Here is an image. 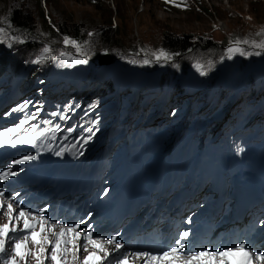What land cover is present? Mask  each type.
<instances>
[{"label":"rangeland","instance_id":"1","mask_svg":"<svg viewBox=\"0 0 264 264\" xmlns=\"http://www.w3.org/2000/svg\"><path fill=\"white\" fill-rule=\"evenodd\" d=\"M15 9H19L31 17L34 32L46 28V24L52 28L54 25L61 26L66 23L71 27L79 25L81 33L86 36L85 47L78 43L79 38H69L79 45L78 49L80 51L78 57L76 54L71 57L69 53H65V55H61V53L67 52L65 48L73 49L76 46L65 44L64 40L68 38V35L59 34L61 41L57 44L59 46L56 47L58 50L50 52L46 58V67L51 68V75H46L45 71L41 69V73L38 74L42 77L41 81L38 79H35L33 83L26 81L24 92L30 98L31 105L34 103L35 97L39 95L42 97V104L47 103L51 98H57L66 102H75L74 108L79 110L81 104L96 92L98 86L93 79H86V83H81V85L79 83L83 82L85 75L92 76L98 72L96 68H92L91 59L87 63L77 62L83 60L85 55L92 59L95 58L94 63L97 64L104 57H94L99 52L106 54V56L109 55L108 58H114L115 64L108 66L113 68L111 71L114 73L111 79L114 84L118 88H137L138 86L142 87L143 83L133 81L130 75H134L132 72L133 67L139 70L138 58L147 55L152 56L158 62L157 56L164 52L166 55L170 54V59L179 61L172 58L171 54L175 50L165 44L167 38L181 39L184 36H191V38H188L196 42L198 46L211 41L216 51H219V45L215 41L228 39L234 34L233 41L228 40L229 45L227 47H238L244 50L245 53L243 55L245 56L244 61L238 64L237 67V78L240 79L244 75V83L257 86L260 95H252V100H264L262 98L264 95V81L261 80V73L264 71V56L261 54L255 55L258 52L255 50H262L264 53V48L258 47V45L264 44V0H0V28L3 29L0 32L1 41L5 37L8 40L7 17ZM112 9L114 12H112ZM113 18H116L117 29L113 28ZM214 25H217L219 29L216 30ZM65 27L67 28V26ZM108 27L111 31H106ZM101 32L103 33L101 34ZM107 32L108 35L113 36L114 43L112 45H100L102 43L101 39H105L104 35H107ZM12 35L15 37L11 41L12 44L18 38L20 40L31 38L23 33H20V36H15L16 33L12 32ZM243 41H248V43ZM46 47L49 48L48 45ZM133 47H138L136 52H134ZM7 48L9 49V47ZM106 49L112 50L106 53L104 52ZM3 50V47L0 46V71L6 72L7 76H3L5 73H1L0 77H3L0 82L5 79L18 78L14 76H24L29 64L34 60H25L24 56L27 55L18 49L14 52H21L24 55L20 56V59L16 56L7 57L8 53H3ZM247 53L252 54L248 55ZM233 54L240 53L234 52ZM211 57L217 61L221 57V53L218 52L211 55ZM159 61L163 66L155 68L146 75L145 83H148L151 87H160L163 84H182L181 75L183 72L188 75L192 74V72H189L192 68V63L189 60L182 61L187 62L185 64H180V62L169 63L161 57ZM12 66H18L19 70L15 72L10 69ZM218 66L211 67L215 69ZM38 67L39 64L35 69ZM120 69L124 70L122 75L119 73ZM61 72L66 73L61 76ZM60 78L66 79L65 82L58 83ZM71 80H73V83L70 82ZM198 80L200 83L207 82L208 92L199 98V102L202 110H204L202 113L208 112L207 117L210 119L215 110L217 112L223 107H218V98L220 93H222L221 95L227 94L226 87H224L226 84L217 78L205 79V77L200 76ZM201 91L198 90V92ZM155 94L148 92L144 101L150 103V107L146 110L149 121L144 125L167 127L168 131H172L183 118L189 101L186 99L183 106L179 103L178 108L172 114L166 116L162 114L166 96L155 97ZM208 94H215L214 99L211 98L213 103L210 105L206 102ZM162 96L164 98L159 101ZM171 96L173 95H169V97ZM239 96H241L240 92L232 94L229 99L222 102L223 105L227 104L224 112H228L232 106V97L239 98ZM104 103L109 105L113 104V101L109 97ZM240 108L245 113L237 115L233 112L229 114V119L242 121L253 113V110L246 103ZM124 109H126V105ZM100 110L101 106L99 105V109L94 112V119L100 123L101 130H103L114 117V113L112 115L111 110V112L104 114ZM255 115L259 117L258 112ZM141 116L138 117L137 114L136 117L130 118L127 116V110L125 112L123 110L120 124H124L125 119H133V124L137 125V120L142 121ZM177 116L179 118L175 119ZM241 117L242 119H240Z\"/></svg>","mask_w":264,"mask_h":264},{"label":"trees","instance_id":"2","mask_svg":"<svg viewBox=\"0 0 264 264\" xmlns=\"http://www.w3.org/2000/svg\"><path fill=\"white\" fill-rule=\"evenodd\" d=\"M117 8V7H116ZM118 10V9H117ZM112 12L114 10L112 9ZM225 12V8H224ZM10 21V22H9ZM33 22L31 20V17L27 14H25L23 11L19 9H15L12 11L9 16L7 17V23L6 26L9 29L8 40L4 42V50L8 53L7 57L16 56L18 59H20V56H24L21 54V52H14V50H20L24 52L30 59H33L39 52L41 47L43 46V43H48L52 45H57L60 43V37L59 34L68 35L69 38L72 37L74 39H78V43L83 46L85 45L86 36H84L81 31L79 25H76L74 27L68 26L66 23H63L61 26L54 25V28L49 27V25L46 24V28H42L38 32H34L33 30ZM67 26V28L65 27ZM12 32H15V36H20V33L25 34L26 36H30L31 38L23 40V39H17L14 44L11 43L13 40ZM58 34H57V33ZM188 37L191 38V36H184L181 39H176L169 37L167 38L165 44L169 46L171 49H174L175 52L173 53L174 56L172 58H177V60H180V64H185L190 56L194 55H201V56H211L213 54H217L219 51H216L215 46L213 42L208 41L202 46H198V44L192 40H190ZM105 39H101V44L106 45H112L114 43L113 36L104 35ZM104 46V45H103ZM7 47H9V50ZM220 48V47H219ZM112 50V49H111ZM111 50L106 49V53H109ZM137 49L134 48V52ZM102 52L97 53L99 54ZM27 56H24L25 58ZM39 72V71H38ZM32 76L37 78V71L32 74ZM162 87H167L166 85H163ZM108 87H105L104 90H107ZM174 90H178L176 87ZM179 92V91H178ZM247 101H250L247 99ZM248 104V103H247Z\"/></svg>","mask_w":264,"mask_h":264},{"label":"snow or ice","instance_id":"3","mask_svg":"<svg viewBox=\"0 0 264 264\" xmlns=\"http://www.w3.org/2000/svg\"><path fill=\"white\" fill-rule=\"evenodd\" d=\"M3 29L0 28V32H2ZM91 35V34H90ZM15 39V37H14ZM244 43H248V41H243ZM64 43L65 44H73L75 45L77 48H79V45L76 44L75 41H72L70 40L69 38H65L64 40ZM258 47H261V48H264V44H261V45H258ZM51 49L50 48H47L45 47L44 48V53H48L50 52ZM228 53L229 54H232L234 52H239L241 55H244V50L236 47V48H233V47H229L228 48ZM248 55H251L252 53H247ZM261 53L260 52H256L255 55H260ZM61 55H65V53H61ZM161 57L165 58V59H168L169 57L164 53V52H161L158 56H157V60L159 61L161 59ZM46 57L44 55H40L36 60L33 61V63H39L40 61H43ZM229 58H231V56L229 55ZM78 63H87V60H80V61H77ZM133 63H135V61H133ZM145 64L149 63L148 60H145L144 61ZM197 68L200 69L202 68V65H197ZM201 74L203 75H206L207 73H204L202 72ZM21 108H23V106H21ZM15 111V109H14ZM27 121L26 120H21L19 122V124L17 125L16 128H11V129H8L7 131L8 132H18L20 130L21 127H23V125L26 123ZM92 130L89 129V132H91ZM5 133L4 132H0V137L4 136ZM13 143H31V141H26L24 139H18V140H15L13 141ZM59 155V153H57ZM30 159H34V157L32 156H25L24 157V160H30ZM15 163H21L20 160H17L15 161ZM9 167H11V165H9ZM12 175H16L15 172H12L11 173ZM7 178V173H3V174H0V180H3V179H6ZM0 195H3V193H0ZM3 205L0 204V207H2ZM7 209H8V213L11 214L12 211H13V206L11 203H9L7 205ZM30 215V214H28ZM21 217H25L24 219V227L27 228V229H30L33 227V225H31L28 221V219L26 218V214L21 211L19 213L18 216L16 217H11L10 215V219L14 218V219H19ZM44 224H47L48 221L47 220H44L43 222ZM79 225H76V227H78ZM9 231V226L7 224H4V225H0V253H4L6 251V240H5V236L7 234V232ZM12 231H16V229H12ZM41 231H44V228H43V225L41 226ZM73 229L72 228H68V229H63L62 231H60L59 233H56V236H57V239L55 242L49 240L47 237H44L43 238V243L45 244H51L52 245V252H51V259L54 260V261H57V264H60V261H59V257H58V252L61 250V237H63L65 235L66 232H72ZM37 234L33 231L30 233V236H32L33 238L36 236ZM90 233H89V237H90ZM184 237H187L189 235L188 232H184L182 234ZM77 236H79V234H77ZM28 236H25L23 238V240H17L16 243H15V249H14V255H12L11 257V260H12V264H17V261H16V255H19L20 256V259H24V256L26 253H24L23 251H21L22 249H24L26 247V241L28 240ZM37 244H40L41 241L40 240H36L35 241ZM115 242V237H112L111 239L108 240V243L109 244H112ZM91 243L99 248L101 251H106L103 246L98 243L97 241L95 240H92ZM123 247V245L117 243L116 244V248L119 249ZM40 253H43L45 251L44 248H41L40 250ZM178 252V249L177 248H171L169 249L168 251H164L162 253V257H169V256H174L176 255ZM239 254H242L241 256V260H240V264H253V260L254 259H257V260H260L262 262V264H264V253H259V254H253L252 252L250 251H247L245 250V245L244 244H239L238 247H233L232 249H229V250H226V251H216V252H204V251H198L196 253H194V257L199 259L201 257H205V256H212V257H215V256H220V257H232V256H237ZM95 255V254H93ZM136 255L138 256H144V257H150L151 254L148 253V252H141V253H136ZM92 257L90 256L88 259H91ZM37 259L38 261H40L41 257L39 255V253L37 254ZM97 259H99V257H97ZM151 259H158V257L156 256H151ZM127 260V256L124 255L122 256L120 259H117L115 261V264H124V262ZM7 264V262H6ZM87 264V262H86Z\"/></svg>","mask_w":264,"mask_h":264},{"label":"water","instance_id":"4","mask_svg":"<svg viewBox=\"0 0 264 264\" xmlns=\"http://www.w3.org/2000/svg\"><path fill=\"white\" fill-rule=\"evenodd\" d=\"M102 56V55H101ZM104 57H102L103 60H101V65H106V64H109L111 63V57H109V55L106 56V54L103 55ZM107 58V59H106Z\"/></svg>","mask_w":264,"mask_h":264},{"label":"bare ground","instance_id":"5","mask_svg":"<svg viewBox=\"0 0 264 264\" xmlns=\"http://www.w3.org/2000/svg\"><path fill=\"white\" fill-rule=\"evenodd\" d=\"M10 22V21H9ZM53 64V63H52ZM59 69V68H58ZM3 76H7L6 74H3ZM8 77H10V76H8ZM14 77H19V76H14ZM120 80V79H119ZM116 81H118V80H116ZM62 93V92H61ZM64 98V97H63ZM175 113V112H174ZM171 117V116H170ZM121 158H123V156L121 155ZM150 214H156V215H158L159 216V213H156L155 211H152ZM159 218H163V217H159ZM164 219H166V218H164ZM123 223H125V222H123ZM118 225H120V224H118Z\"/></svg>","mask_w":264,"mask_h":264}]
</instances>
